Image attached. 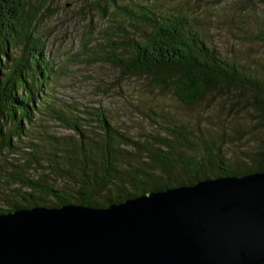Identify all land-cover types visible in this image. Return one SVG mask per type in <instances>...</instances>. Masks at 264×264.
Segmentation results:
<instances>
[{
  "label": "trees",
  "instance_id": "16d2710c",
  "mask_svg": "<svg viewBox=\"0 0 264 264\" xmlns=\"http://www.w3.org/2000/svg\"><path fill=\"white\" fill-rule=\"evenodd\" d=\"M46 1L0 0V149L8 155L0 162V213L64 203L100 207L203 179L264 171V65L223 56L179 10L96 2L113 24L99 40L86 35L88 63H108L121 79H144L184 105L219 102L231 117H251L260 132L254 150L228 155L226 147L244 129L228 130L236 139L223 128L183 122L161 108L151 110L153 129L135 135L99 106L55 100L54 66L35 30ZM256 1L264 7V0ZM257 39L264 43V30ZM40 115L68 133L50 134L36 124ZM9 154L30 158L9 169Z\"/></svg>",
  "mask_w": 264,
  "mask_h": 264
},
{
  "label": "water",
  "instance_id": "95a60500",
  "mask_svg": "<svg viewBox=\"0 0 264 264\" xmlns=\"http://www.w3.org/2000/svg\"><path fill=\"white\" fill-rule=\"evenodd\" d=\"M0 264H264V171L2 212Z\"/></svg>",
  "mask_w": 264,
  "mask_h": 264
},
{
  "label": "rangeland",
  "instance_id": "374dc122",
  "mask_svg": "<svg viewBox=\"0 0 264 264\" xmlns=\"http://www.w3.org/2000/svg\"><path fill=\"white\" fill-rule=\"evenodd\" d=\"M26 1L36 3V0ZM116 1L131 5L151 4L165 13L175 14L179 10L192 17L193 26L223 56H242L251 65H264V43L257 39L259 31L264 30V7L256 0ZM96 2L103 3V0H47L36 20V33L44 38L45 51L49 53L55 70L51 93L56 101L99 106L112 122L135 135L153 129L156 117L151 110L157 112L163 108L183 122H200L226 131L236 127L244 129L239 141L226 147L228 155H238L239 151L249 153L255 149L260 132L256 131L254 122L246 114L231 117L219 102L184 105L171 93L148 86L144 79H121L118 69L108 63H88L89 51L83 47L86 35L92 32L94 39L99 40L113 24L108 16L102 17L95 7ZM36 124H44L50 134L68 133L45 115L38 116ZM228 132V135L236 137L234 131ZM1 152L0 149V162L8 160V155ZM23 158L30 156L9 154V169L12 168L10 163H20ZM2 191L0 188V194Z\"/></svg>",
  "mask_w": 264,
  "mask_h": 264
}]
</instances>
